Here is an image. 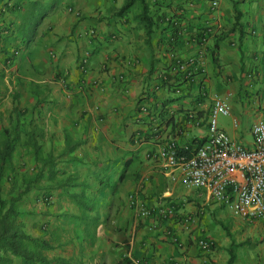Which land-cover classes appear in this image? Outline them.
I'll use <instances>...</instances> for the list:
<instances>
[{"label":"crops","instance_id":"crops-1","mask_svg":"<svg viewBox=\"0 0 264 264\" xmlns=\"http://www.w3.org/2000/svg\"><path fill=\"white\" fill-rule=\"evenodd\" d=\"M125 2L0 0V110L14 116L40 171L13 196L30 201L23 231L51 246L33 242L35 258L0 264H229L231 252L233 264H264L263 241L242 246L230 234L264 238V229L222 227L230 211L153 157L169 140H204L215 95L231 111L221 128L253 144L252 126L264 119V0H148L150 34L140 10L120 12ZM171 53L201 68L180 92L166 85L151 98ZM144 99L153 118L138 117ZM189 111L200 124L187 122ZM168 202L174 217L139 215ZM187 215L196 221L184 224ZM207 237L213 250L199 245Z\"/></svg>","mask_w":264,"mask_h":264},{"label":"built area","instance_id":"built-area-1","mask_svg":"<svg viewBox=\"0 0 264 264\" xmlns=\"http://www.w3.org/2000/svg\"><path fill=\"white\" fill-rule=\"evenodd\" d=\"M219 5L212 2V8ZM91 38L97 37L96 30L90 32ZM19 49L14 55H19ZM82 54V55H81ZM81 63L87 65L92 56V50L83 49L80 53ZM171 63L167 71L160 74L157 81L151 86V98L154 91L166 85H171L175 92L181 91V84L191 80L192 71L200 69L195 59H182L177 54H170ZM181 78V79H180ZM151 101L143 100L139 104L138 117L151 114ZM231 111L227 103L219 95H215L213 106L208 118V135L202 143H186L179 145L175 140H169L165 147L153 154L165 172L174 174L178 172L182 183L189 189L205 191L221 206L231 210L232 213L244 214L249 220L264 221V119L255 122L252 126L253 144L246 146L233 139L231 135L221 128L219 118L229 116ZM188 123L200 124L194 111L186 114ZM157 131L156 128L153 132ZM145 140L139 133L135 140ZM51 202V196L45 198ZM141 217L156 215L157 218H170L175 215L173 202L164 203L156 209L139 207ZM184 224L196 221L193 215L181 218ZM172 241L178 243V237L171 235ZM199 245L206 250H213L215 242L210 238H203ZM174 264H178L173 259Z\"/></svg>","mask_w":264,"mask_h":264},{"label":"rangeland","instance_id":"rangeland-1","mask_svg":"<svg viewBox=\"0 0 264 264\" xmlns=\"http://www.w3.org/2000/svg\"><path fill=\"white\" fill-rule=\"evenodd\" d=\"M141 11V6L140 4L135 5V7H133V11ZM18 56V55H15ZM29 90H34L36 91V88H29ZM7 112V110L1 111L0 110V146L2 144V142L4 141V139L6 138L5 136V131H9L11 137H15L18 136L15 144H14V150L11 154V157L7 163V167H6V171L4 173V175L2 176V178L0 179V186L2 189V197L4 199H6L8 201V204L5 208L9 207L10 201L11 199L16 195L15 193L17 191V188H22L21 186H28L30 187V183L33 180V176H37L39 175L38 173L40 171H38V168L34 167V168H30V159L33 156L31 151H25V149H22V147L24 148L23 144L21 143V131L18 130V125L16 124V121L14 119V116H12L11 118L6 117L5 113ZM4 114V115H3ZM23 114V113H22ZM28 148V147H27ZM34 186V185H32ZM186 187V186H185ZM187 188V187H186ZM19 190V189H18ZM195 190V189H193ZM20 191V190H19ZM196 191V190H195ZM14 194V196H13ZM21 197V196H20ZM15 198V197H14ZM221 208L226 209V211H230V213L232 214L230 218H228V220H224L217 223L221 224L222 227L223 225H248V226H255L258 229H264V221L262 220H249L244 214L241 215H237L231 212L230 209L221 206ZM26 208H30V201L24 198H21L20 200L18 199L17 201H15V209L17 211V214H15V220L16 222L19 221V219L21 218V216L19 217L20 214V210L26 209ZM5 210V209H4ZM237 215V216H236ZM232 239L234 241L237 240H242L243 244L242 246H250L253 242L257 241V242H264V238H261L260 236H247V234H245L242 231L239 232H230ZM0 244H3L2 242ZM1 246V245H0ZM33 246V242L30 240H25L24 241V247L25 249H27L28 251H34V249L32 248ZM247 249L246 247H242V250ZM253 251H259L258 248H252ZM260 252H263V250H261ZM0 253H3V250L0 248ZM260 256V253H257L256 257L258 258ZM21 258L23 261L24 259L22 257Z\"/></svg>","mask_w":264,"mask_h":264},{"label":"trees","instance_id":"trees-1","mask_svg":"<svg viewBox=\"0 0 264 264\" xmlns=\"http://www.w3.org/2000/svg\"><path fill=\"white\" fill-rule=\"evenodd\" d=\"M140 4L141 13L139 14L141 21L145 24L147 33L152 32L153 23L150 15V5L148 0H126L124 6L121 9L122 12L130 11L135 4ZM6 138L0 146V179L4 175L7 167V163L11 157L14 150V144L18 136L11 137L9 131H5ZM203 139H196L193 143H202ZM19 198H12L8 208H5L8 201L2 197V189L0 186V248L3 253H0V262L9 261L11 255L22 257L25 262L35 258L36 253L33 251H28L24 247V241L30 240L32 242L41 243L44 248H50L51 246L43 239H35L32 236L25 233L22 229V224L20 221L15 220V214L17 211L15 209V201ZM5 209V210H4ZM235 260V254L231 252L229 264H233Z\"/></svg>","mask_w":264,"mask_h":264}]
</instances>
